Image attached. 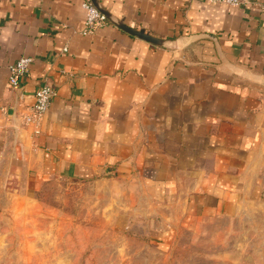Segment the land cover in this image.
I'll use <instances>...</instances> for the list:
<instances>
[{
	"label": "crops",
	"instance_id": "crops-1",
	"mask_svg": "<svg viewBox=\"0 0 264 264\" xmlns=\"http://www.w3.org/2000/svg\"><path fill=\"white\" fill-rule=\"evenodd\" d=\"M84 0H0V170L6 181L136 178L149 203L139 222L170 248L182 233L264 203V0H99L133 29L84 34ZM67 48V51L64 49ZM32 57L18 88L9 65ZM56 91L41 133L25 123L39 86Z\"/></svg>",
	"mask_w": 264,
	"mask_h": 264
},
{
	"label": "rangeland",
	"instance_id": "rangeland-1",
	"mask_svg": "<svg viewBox=\"0 0 264 264\" xmlns=\"http://www.w3.org/2000/svg\"><path fill=\"white\" fill-rule=\"evenodd\" d=\"M6 177L0 170V264H264V203L161 249L139 224L149 203L136 178Z\"/></svg>",
	"mask_w": 264,
	"mask_h": 264
},
{
	"label": "built area",
	"instance_id": "built-area-1",
	"mask_svg": "<svg viewBox=\"0 0 264 264\" xmlns=\"http://www.w3.org/2000/svg\"><path fill=\"white\" fill-rule=\"evenodd\" d=\"M206 4L215 6H225L229 8L244 7L251 2L249 0H202ZM85 13V28L84 34H92L97 29L109 24L106 16H104L91 2V0H84L81 5ZM264 9V6H262ZM68 49L65 48L64 51ZM34 60L32 57H21L16 62L9 65L8 83L12 88H18L21 80L30 72ZM56 96L55 89L49 84L39 86L35 94V104L29 115L25 116V123L34 127V133H41V124L43 118L47 114L52 100Z\"/></svg>",
	"mask_w": 264,
	"mask_h": 264
},
{
	"label": "water",
	"instance_id": "water-1",
	"mask_svg": "<svg viewBox=\"0 0 264 264\" xmlns=\"http://www.w3.org/2000/svg\"><path fill=\"white\" fill-rule=\"evenodd\" d=\"M91 2L94 4V6L104 15L106 16L107 20L120 28L121 30L125 31L126 33L135 36L141 40H144L146 42H149L155 46L169 49V50H176L178 48L183 47L185 44L194 42V41H199L203 39H208L211 40L215 48L217 50L218 55L220 56V59L226 63L223 52L221 50V46L218 40V37L213 35V34H197V35H192V36H187V37H180L176 40H165L161 38H157L151 34V32L146 31L144 28L140 30L133 29L125 24L124 19H118L115 16H113L107 9L103 7L101 2L99 0H91Z\"/></svg>",
	"mask_w": 264,
	"mask_h": 264
}]
</instances>
